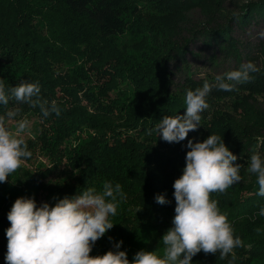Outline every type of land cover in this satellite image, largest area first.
I'll list each match as a JSON object with an SVG mask.
<instances>
[{"label":"trees","instance_id":"16d2710c","mask_svg":"<svg viewBox=\"0 0 264 264\" xmlns=\"http://www.w3.org/2000/svg\"><path fill=\"white\" fill-rule=\"evenodd\" d=\"M228 2L0 0V81L6 91L21 82L36 83L41 99L56 101L60 109V115L43 117L39 107L11 98L7 106L0 104V115L19 108L40 117L42 130L27 139L32 157L26 161L38 154L49 161L39 163L36 171L22 166L0 183V253L7 252V214L17 198H34L39 207L44 192L45 202L56 204L88 187L99 191L105 181L119 183L126 199L109 217L115 225L95 243L92 256L119 241L130 262L152 242L163 247L160 241L175 215L173 185L186 166L188 140L203 142L214 134L237 156L234 163L241 165L242 179L211 197L244 246L234 249V261L231 254L221 260L218 253L200 252L192 264H264V216L259 215L264 196L257 194L256 175L247 171L254 151L264 158V143L258 146V138L264 141V108L258 99L264 98V59L248 82L232 91L212 89L200 125L184 141L165 142L155 130L165 116L186 113L188 90L204 81L215 83V77L197 80L189 74L175 81L176 61L195 54L192 41L202 38L214 51L232 57L233 70L244 59L255 64L249 44L233 33L235 27L243 30L264 20V0H247L229 15ZM195 10L203 18L198 28L189 25ZM55 172L63 176L51 179ZM157 195L169 203L158 204Z\"/></svg>","mask_w":264,"mask_h":264},{"label":"clouds","instance_id":"9594fccd","mask_svg":"<svg viewBox=\"0 0 264 264\" xmlns=\"http://www.w3.org/2000/svg\"><path fill=\"white\" fill-rule=\"evenodd\" d=\"M264 37V33L260 34ZM253 62L242 64L238 70L217 75L215 83L204 81L195 91L186 92L184 115L165 116L156 127L158 136L168 143H179L197 130L201 113L209 108L206 97L215 87L232 91L238 84L248 82L250 73L258 72ZM36 83L21 82L6 91L0 81V104L9 100L39 107L43 117L51 113L60 115L56 101L51 104L40 97ZM19 108L9 109L0 115V183L22 167L32 157L27 139L32 133V122L27 118L16 119ZM264 143L258 138V146ZM183 174L174 182L176 202L172 227L160 242L158 251H138L130 262L126 251L119 250L123 241L114 244L115 251L92 256L95 243L114 227L109 217L117 214L120 201L126 194L119 183L105 181L101 190L85 188L72 197L59 199L54 206L43 203L37 207L34 198H17L7 214L10 227L6 230V264H192V258L200 252L219 254V259H236L234 249L243 242L234 236L227 215L218 208L212 193H225L241 181L240 164L234 163V155L217 135L211 134L203 142L188 140ZM249 173L255 174L259 186L258 195L264 196V158L258 151L250 157ZM156 202L169 203L164 195H157ZM264 216V208L259 212ZM260 234L261 229L256 230ZM112 239L111 237L109 238ZM231 264V262H230Z\"/></svg>","mask_w":264,"mask_h":264},{"label":"rangeland","instance_id":"374dc122","mask_svg":"<svg viewBox=\"0 0 264 264\" xmlns=\"http://www.w3.org/2000/svg\"><path fill=\"white\" fill-rule=\"evenodd\" d=\"M247 0H229L226 7V12L229 15L232 12L239 11L240 5ZM190 26L200 27V22L203 21L202 15L198 10H195L190 15ZM188 25V26H189ZM199 25V26H198ZM264 33V20H258L257 22H253L248 25L245 29H239L235 27V31L233 35L237 37L241 42L248 43L250 48L252 49L253 56L257 57L254 61L255 65L261 67L262 60L264 59V37L260 34ZM186 35H189L188 32H185ZM190 50L195 54L187 53L186 60H177L174 66L175 70V81L182 82L185 77L189 74L192 75L195 79L199 80L205 77H216L217 75H223L224 72L231 71L235 68V60L230 56H225L223 53L213 50L212 47L203 43L202 38H199L196 41H192L189 44ZM213 52L216 55H212ZM215 57V58H214ZM244 63L250 62L247 59H244ZM261 105L264 108V98L258 97ZM27 117L32 122V133L28 139H34L37 137L42 130L41 119L34 112H21L16 119H21ZM39 163L49 164V161L46 157H43L41 154L34 157V159L30 162L25 160V163L22 165L28 170L36 171ZM63 174L61 172H55L51 179L57 180L62 177ZM46 195L44 192H40L38 203L42 205L45 203ZM50 206H54L53 203H48ZM99 241V240H98ZM162 246L156 242H152L150 247L147 248L146 251H162ZM112 250L115 251L114 247H110L107 251ZM100 255L105 254L106 252L98 250ZM92 255V254H91ZM5 259L4 254L0 253V261Z\"/></svg>","mask_w":264,"mask_h":264}]
</instances>
